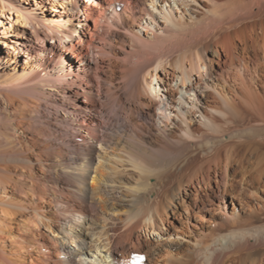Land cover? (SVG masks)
I'll return each mask as SVG.
<instances>
[{"label":"bare ground","instance_id":"6f19581e","mask_svg":"<svg viewBox=\"0 0 264 264\" xmlns=\"http://www.w3.org/2000/svg\"><path fill=\"white\" fill-rule=\"evenodd\" d=\"M0 33V264H264L224 229L263 211L225 195L264 183V0H0Z\"/></svg>","mask_w":264,"mask_h":264},{"label":"rangeland","instance_id":"374dc122","mask_svg":"<svg viewBox=\"0 0 264 264\" xmlns=\"http://www.w3.org/2000/svg\"><path fill=\"white\" fill-rule=\"evenodd\" d=\"M50 8H52V5L51 4H49L48 5V9H50ZM91 23H92V26L93 27H95V23L93 22V21H91ZM1 35H4V33H0ZM4 40L5 39H1V41H0V48L2 49V50H4L5 48H4V46H3V42H4ZM212 44H214L215 42L213 41V42H211ZM249 112V111H248ZM248 114V113H247ZM246 114V119H247V116H249V115H247ZM242 118V119H241ZM241 119V120H240ZM250 119V116L248 117V119L245 121V118H243V117H239L238 118V120H235V122L233 123V124H238V125H236V126H240V124H242L239 128H243V127H247V126H253V127H255V129H256V132H258V134H256V132L254 131L253 133L255 134V135H250V133H248L247 131H245V136L243 135L242 136V138H240V139H238V141L240 142L242 139L244 140V142L246 141L247 142V140H248V138H251V136L252 137H254L255 139H254V141L255 140H258L257 142V144H254L252 147L253 148H255V147H259V144L261 143V144H263V145H260V147L262 148L261 150H264V139H262V138H264V128H262V127H260L259 128V126L257 125V124H262V121H256V120H258V118H256L255 117V120H254V117L252 118L251 117V119ZM252 119H253V121H252ZM244 121V122H241L240 124L238 123L239 121ZM106 121L107 122H109L110 121V125H116V122L115 121H113L109 116H107V118H106ZM248 121V122H247ZM237 122V123H236ZM246 122V123H245ZM249 122H250V124H249ZM253 123V124H252ZM256 123V124H255ZM246 124H247V126H246ZM244 125V126H243ZM255 125H257L258 127H256ZM261 129V131L259 130V129ZM252 133V132H251ZM260 134V135H259ZM248 135V136H247ZM257 135V136H256ZM259 135V136H258ZM243 137H245V138H243ZM247 138V139H246ZM262 139V140H261ZM242 140V141H243ZM240 142V143H244V142ZM245 142V143H246ZM263 142V143H262ZM239 143V146H241V147H243V148H241V149H244V150H247L248 149V147H251V146H249L248 145V142H247V146L244 144V146L242 145V144H240ZM255 145H257V146H255ZM246 146V149L244 148ZM242 164L240 163V161L238 160V157L233 161V163H232V167H231V170H232V174H234V176H232L233 177V179L234 180H236V181H238V182H241V180L240 179H242V174H243V169H242ZM236 174V175H235ZM236 178V179H235ZM238 178V179H237ZM248 180H249V184H250V182H251V184L249 185V184H244L243 186H242V189H241V187L239 188V191H241V193L240 192H238V193H240V195L238 194V193H231V194H226L225 195V200L226 201H228V202H230V209L228 208L227 210H228V213L229 212H232V209L231 208H233V203H235V201H236V203H238V204H241L242 203V201H241V199H243L244 201H250L251 203H253L254 205H256V207L259 209V207L261 206V208H262V213L260 214V217H257V218H254L253 220L252 219H249V218H245V217H243V218H241V219H235L234 221H232V222H230V223H227V225H226V227L227 228H224V229H233V227L234 228H236V226H238L239 228H251L253 231H260L261 233H263L264 234V183H262V181L261 182H259V180L257 179H255L254 177H251V176H249L248 178H247ZM253 179H255L254 181H253ZM251 180V181H250ZM254 182V183H253ZM259 183V184H258ZM252 184H254L253 186H252ZM263 184V185H262ZM259 185H260V187H259ZM248 189V190H247ZM249 190H255V192H253V193H255V195L257 196V197H251V196H249ZM238 197H240V199L238 198ZM247 197V198H246ZM250 198V199H249ZM227 210H226V212H227ZM169 214V213H168ZM170 217H171V213H170ZM191 218H192V220L194 219V221L196 220V217H195V215H191L190 216ZM252 220V221H251ZM239 224V225H237V224ZM247 224V225H246ZM234 225H236V226H234ZM231 226H233V227H231ZM242 226V227H241ZM231 227V228H230ZM237 227V228H238ZM195 230V226L194 225H190L189 226V228L184 232V233H182V232H180L181 234H183L184 235V240H190V239H192L193 238V231ZM259 253H261V254H259ZM259 253H257L256 254V258H260V257H264V250L262 249Z\"/></svg>","mask_w":264,"mask_h":264}]
</instances>
